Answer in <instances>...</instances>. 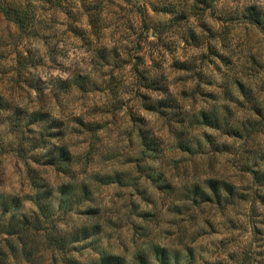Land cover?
Returning a JSON list of instances; mask_svg holds the SVG:
<instances>
[{"label":"rangeland","instance_id":"obj_1","mask_svg":"<svg viewBox=\"0 0 264 264\" xmlns=\"http://www.w3.org/2000/svg\"><path fill=\"white\" fill-rule=\"evenodd\" d=\"M16 2L0 95L45 123L0 126V216L31 226L28 263L264 264V0Z\"/></svg>","mask_w":264,"mask_h":264},{"label":"trees","instance_id":"obj_2","mask_svg":"<svg viewBox=\"0 0 264 264\" xmlns=\"http://www.w3.org/2000/svg\"><path fill=\"white\" fill-rule=\"evenodd\" d=\"M10 1V3H6L4 1L1 2L0 4V14L8 21L16 24L17 26H20V21H21V17L19 16L20 11H19V7L20 4H17L16 0H8ZM264 15H257L254 16L253 19L251 20V24L257 26V27H263L264 23ZM3 95H0V113H2L1 117L4 120V123H0L1 127H8L9 125H11L13 123V120L11 119V115H13V117H16V120L14 121V126L16 128V131L18 133H21L23 130H26L28 132H34V129H40V127L43 126V124L45 123L44 120V116H42L40 114L39 111H27V109L23 108L22 106L19 105V103H15L12 100H8L5 98H2ZM162 103L161 102H156V105L160 107ZM151 107H154L153 105H151ZM155 109V108H154ZM5 114V116H4ZM49 122H51V126H49L52 129H57L58 126H56L55 120H50ZM142 142L145 143V137L141 136ZM37 146L36 148H40L39 141L36 140ZM18 155L22 156L23 159V163L25 165H27V161L30 160L32 161L33 158H31L29 156V158H27V156L18 151ZM58 156H50L49 158L51 160H49L50 162H47L48 166H53L56 163L59 162H66L69 159L67 150H65V148H61L60 150H58ZM57 158H60L59 160H57ZM33 177H29V181L31 183V180H33ZM35 180V179H34ZM34 180L32 181V183H34ZM36 182V181H35ZM30 187L33 188L32 184H30ZM206 188L208 190V193L200 191L199 193V197L201 199H203V201L205 202H210V201H220V194L218 192L219 188H222L223 191L225 193H227L228 195L230 194V190H229V185L227 184H222L220 187L217 186V182L215 181H207L206 182ZM80 191V195H85L87 192L86 187L84 185L80 186L79 188ZM195 189V188H194ZM194 193L196 194L197 190H194ZM51 191L49 190L47 194H50ZM55 193L59 196V201L60 204H63L64 202L69 203L70 200L68 198V190L66 191L65 187L63 186L62 188L60 187L59 189H56ZM77 196V194H72L71 198L74 196ZM70 198V199H71ZM34 199H41L40 196H36ZM13 201V200H12ZM34 205L38 208L40 215L41 216H45V214H43L45 211H47V206L43 205L42 203H38L33 201ZM218 203V202H217ZM2 215L0 216V235H5L7 238H5V240H3V249H0V264H29L28 262H30L26 256L30 257L31 256V252L30 250H26L25 245L27 246V241H28V237L25 236L23 234V231H25L26 229L30 228L31 226H27V222H26V218L23 216H19L18 220L15 221V215L14 213H11L8 209V207H4L2 210ZM7 219V220H6ZM5 221H8V224H5ZM17 225H20V227H22V229H20V231H22V234L18 235V230L16 229ZM3 228V230H1ZM23 238V243H20V239L19 238ZM52 241L54 244V247L59 249V250H63L65 249L66 252H63L64 254L67 253V251H69L68 249H66V246L64 244V240H60L58 239V241L56 240V238H54ZM104 258H101L99 260V263L104 264V261H115V258H106L105 260H103ZM140 264H146V262L140 258L139 260ZM108 263V262H107ZM65 264H80L74 260H69V262H66ZM90 264H94V263H90ZM106 264V263H105ZM162 264H166V262L163 260Z\"/></svg>","mask_w":264,"mask_h":264}]
</instances>
